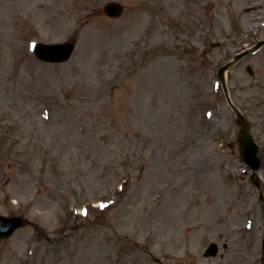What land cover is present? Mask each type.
Wrapping results in <instances>:
<instances>
[{
    "label": "rangeland",
    "instance_id": "rangeland-1",
    "mask_svg": "<svg viewBox=\"0 0 264 264\" xmlns=\"http://www.w3.org/2000/svg\"><path fill=\"white\" fill-rule=\"evenodd\" d=\"M106 1L0 0V213L25 219L0 264H260L263 204L216 73L264 40V0H115L117 18ZM68 38L66 60L30 51ZM225 85L264 162V46Z\"/></svg>",
    "mask_w": 264,
    "mask_h": 264
},
{
    "label": "water",
    "instance_id": "water-1",
    "mask_svg": "<svg viewBox=\"0 0 264 264\" xmlns=\"http://www.w3.org/2000/svg\"><path fill=\"white\" fill-rule=\"evenodd\" d=\"M120 10H121V7L119 5H117L116 3H108L105 7V11L110 15L118 14L120 12ZM261 44H262V42H258L256 47H259ZM50 49L53 51H56L59 49V47L55 46V47H51ZM71 49H72V45L68 44L67 53L62 54L60 57H57L56 59L66 58L68 56V54L70 53ZM227 66L228 65H225L224 67H222L220 69V73ZM221 75H222V73H221ZM232 107L238 116L237 121L241 126V129L239 131L241 156L255 170L260 166L259 159L256 156L257 147L253 143V141H252V139L248 133L247 122L243 119L242 115L238 112V110L234 106H232ZM1 221H2V219L0 218V222ZM22 223H23V221H22V219H20L19 224H22Z\"/></svg>",
    "mask_w": 264,
    "mask_h": 264
}]
</instances>
